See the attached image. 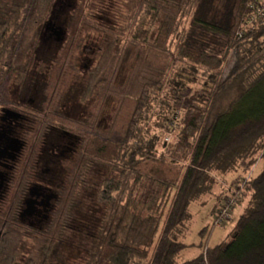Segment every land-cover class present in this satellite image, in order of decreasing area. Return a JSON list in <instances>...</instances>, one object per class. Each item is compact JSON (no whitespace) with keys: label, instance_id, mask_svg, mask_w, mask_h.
<instances>
[{"label":"trees","instance_id":"16d2710c","mask_svg":"<svg viewBox=\"0 0 264 264\" xmlns=\"http://www.w3.org/2000/svg\"><path fill=\"white\" fill-rule=\"evenodd\" d=\"M56 1L0 0V105L12 106L9 85L31 87L36 55L52 63L37 101L24 106L35 148L52 127V164L62 170L42 223L18 224L25 187L0 204V264L21 256V264H64L70 249L81 264H264V26L239 36L249 0H124L123 21L97 48L78 89L97 109L115 102L106 129L96 113L62 109L84 36L106 31L96 22L100 0L69 9L57 54L35 53V36L53 22ZM126 60L132 63L121 81ZM174 113L178 125L167 143ZM227 174H236L230 184L246 198L228 236L182 259L190 204L215 196L216 218L227 190L217 191V177ZM85 192L98 216L87 211L93 205L83 201Z\"/></svg>","mask_w":264,"mask_h":264},{"label":"rangeland","instance_id":"374dc122","mask_svg":"<svg viewBox=\"0 0 264 264\" xmlns=\"http://www.w3.org/2000/svg\"><path fill=\"white\" fill-rule=\"evenodd\" d=\"M76 2H78V0L56 1L53 22L51 21L53 24L50 26H53L54 28H46L44 25L38 30V35L35 36L34 40L36 42L35 45L38 54H42L43 51L51 49H55L56 54L58 53L59 50L57 49L60 45L59 43L63 42V33H58L56 30L58 27L63 29V21L65 20L64 16ZM123 2L124 0H100L97 2L95 8V14L97 16L96 22L97 25L104 28L106 31L101 33L90 32L84 36L81 50L77 53L76 59V65L79 70L76 73L70 74L63 86L64 100L62 102V109L70 116H85L88 113H96L98 117L97 125L100 129H106L108 127L114 113L115 102H111L110 104L97 109L96 104L92 99L83 100L80 98L78 93L79 82L81 81L84 69L94 64L97 57V48L106 43L110 37V31L115 30L116 26L123 21V18L119 17L121 13L125 12ZM189 17L190 14H186L185 17L181 19V26L187 27ZM49 21L50 20L46 21L45 24ZM155 27V24H152V26L149 27L148 35L150 37H153ZM35 57L37 59L35 60V65L31 74V84L35 83V88H37L47 80L52 69V63L41 61L37 55ZM131 63V60H126L122 63V67L118 73L119 80H125ZM12 88V86H9L10 90ZM177 120L178 113H174L171 120L168 121L169 128L165 132L163 138L167 143L170 142L173 137L174 129H176L178 125ZM255 172H257V168L253 171V173ZM97 176H100V174H95V177ZM235 176L236 174H227L220 176V178L217 177V180L220 183V189L217 187V191L220 193L222 186L227 189L220 195L219 199L222 203H220L221 210L225 213L221 222H215V213H212L213 207L218 204L215 196L209 197L204 203L192 202L190 204L189 208L192 218L189 223L188 231L181 238L186 244L181 252L182 259H190L199 254L205 246L214 245L228 236L235 219L246 200V198L241 199V191L236 189L233 184H230V181L234 179ZM59 177H62L61 167L57 164H52V181H56ZM83 201H86V204L93 205L92 208L87 209V211L90 210V214L96 216L99 215L100 207L93 202L91 193L85 192ZM75 253L76 252H74L73 249H70V251H64V253H62L65 260L64 264H81V257L74 256ZM22 257L23 256L19 258L16 264H21ZM58 264H63V262Z\"/></svg>","mask_w":264,"mask_h":264},{"label":"flooded vegetation","instance_id":"af4514ba","mask_svg":"<svg viewBox=\"0 0 264 264\" xmlns=\"http://www.w3.org/2000/svg\"><path fill=\"white\" fill-rule=\"evenodd\" d=\"M35 53H37L36 49ZM9 86L13 87L9 89L12 106L0 105V204L5 205L16 188L18 190L19 187L23 189L25 187V193L22 194L18 205L17 221L20 225H37L47 219L54 197L52 127L41 139L40 145L38 144L35 148L37 140L30 137V123L25 116L26 106L24 104L35 103L39 89L35 88V83L31 87L28 85L26 92H19L13 84ZM5 110H11L13 114L5 113ZM15 145L17 150L13 149ZM33 149H36L37 156L33 159L29 179L20 186L21 168L26 165V159L32 158L31 150ZM28 151H30L29 154H27Z\"/></svg>","mask_w":264,"mask_h":264},{"label":"built area","instance_id":"2783aa9c","mask_svg":"<svg viewBox=\"0 0 264 264\" xmlns=\"http://www.w3.org/2000/svg\"><path fill=\"white\" fill-rule=\"evenodd\" d=\"M259 25L264 26V0H249L247 2L246 13L242 18V28L239 31L241 36L247 29H254ZM224 212L220 213L215 222H221L224 218Z\"/></svg>","mask_w":264,"mask_h":264},{"label":"water","instance_id":"95a60500","mask_svg":"<svg viewBox=\"0 0 264 264\" xmlns=\"http://www.w3.org/2000/svg\"><path fill=\"white\" fill-rule=\"evenodd\" d=\"M52 25V23H51V21H49L48 23H46L45 24V27L46 28H49L50 26ZM51 28V27H50ZM54 28V27H53ZM56 30V29H55ZM58 33H63V29L61 28V27H58L57 28V30H56ZM5 113H7V114H13V112L11 111V110H5ZM15 143H16V140H15ZM14 150H17V148H16V145L14 146V148H13ZM26 211H27V209H26Z\"/></svg>","mask_w":264,"mask_h":264}]
</instances>
